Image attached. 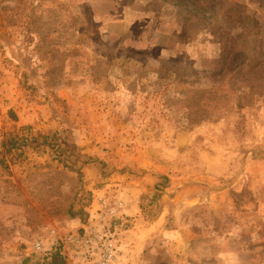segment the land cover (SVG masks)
I'll use <instances>...</instances> for the list:
<instances>
[{
	"label": "rangeland",
	"instance_id": "1",
	"mask_svg": "<svg viewBox=\"0 0 264 264\" xmlns=\"http://www.w3.org/2000/svg\"><path fill=\"white\" fill-rule=\"evenodd\" d=\"M122 22L116 59L101 32ZM0 111V264H46L34 240L114 211L127 184L137 229L104 228L117 264L125 240L133 264H264V0H0Z\"/></svg>",
	"mask_w": 264,
	"mask_h": 264
},
{
	"label": "built area",
	"instance_id": "2",
	"mask_svg": "<svg viewBox=\"0 0 264 264\" xmlns=\"http://www.w3.org/2000/svg\"><path fill=\"white\" fill-rule=\"evenodd\" d=\"M4 119L0 111V132L4 128ZM99 203L102 212L100 219L115 215L112 208L106 207L108 204L105 199H100ZM47 234L51 239V245H47L43 240H34L31 244L34 252L46 256L52 245L57 244L65 264H117L119 260L120 247L111 231L98 229L91 222L84 225L82 230L68 231L61 235L56 229L51 228Z\"/></svg>",
	"mask_w": 264,
	"mask_h": 264
},
{
	"label": "crops",
	"instance_id": "3",
	"mask_svg": "<svg viewBox=\"0 0 264 264\" xmlns=\"http://www.w3.org/2000/svg\"><path fill=\"white\" fill-rule=\"evenodd\" d=\"M117 25H120V26H117ZM110 26H108L107 28H103V31L101 33L105 34V36L109 37V35H111V39H113V36H117V38L120 39V41L117 42V45H114V52L112 51V53L110 54V56H113V58H116V55L117 52H119L120 50H123L125 48H128L126 43H123V40L125 39V37L127 36L125 33L126 31V28H127V24L122 22V23H112L111 24V28H109ZM113 27V28H112ZM118 30H117V29ZM112 29V30H111ZM125 29V30H124ZM121 36V37H119ZM117 59V58H116ZM153 62L154 61H158L156 59L152 60ZM120 65V64H119ZM114 66V64H112L109 68V72H106V79H107V82L110 83L111 86H113L116 91L118 90H121V93L123 94L122 97L124 96H129L127 93L124 92L123 88H127V85L125 86L124 83L121 81V78L119 79L116 74H117V71L119 70L120 71V74L122 75V77L124 76L122 73H123V70H122V67L121 66ZM115 68V69H114ZM114 69V70H113ZM158 66L155 68L154 71L158 72ZM117 70V71H116ZM120 77V76H119ZM123 80V79H122ZM90 89H80L79 92H82L84 94L86 93H91L90 96H91V101L93 100L95 103H98L99 99H98V95L95 91H93V89H91L94 85L93 83L90 84ZM70 85H65L64 83H59L57 85V95L61 98H65V97H68V98H72V97H75V93L78 91L77 89H71V87H69ZM51 91H53L51 88H50ZM47 95L48 92H47ZM77 95V94H76ZM81 95V94H80ZM88 95V94H87ZM57 96V97H58ZM118 99L116 98V96L114 97V94L111 92V95L109 94V99L108 101L111 102V103H115L116 104V101ZM117 111H115L114 115H117L118 114L116 113ZM30 121V120H29ZM12 123H15L16 125L18 124V126L16 127H19V123L16 122V121H11ZM27 121L26 120H22L21 123H26ZM30 123V122H29ZM11 124V123H10ZM7 128V127H6ZM11 130L13 131L14 130V127L11 128ZM77 131V129L75 130ZM2 138L0 137V158L3 157L4 155V151H5V141L4 140H1ZM5 157V156H4ZM87 166H90V165H87ZM86 170L88 169H91V167H88V168H85ZM147 175H149V173H145L143 175V177H141L140 179V185L143 186L144 184H149V183H152L153 182V178H149L147 177ZM133 181L132 180H127L126 183H132ZM115 184H118L121 188V186L123 185V183L119 184V183H114ZM109 184H106V187L108 186ZM105 189V188H104ZM103 190V189H102ZM124 190H128V191H131L130 192V195L127 197V198H123L124 200H119L117 201V208L115 207L114 211H115V215L118 219H121V220H110L108 222V220L104 221V220H98L99 216L101 215V206H100V213L97 214L96 217L98 218H95L97 221H91V224L95 225L98 229H104V228H107V226L111 227V225L113 224V227L119 224H123L124 222H126V225L128 223H130L128 226H130L129 228L131 229H126L124 231V233H126L127 237L130 238L131 237V231L134 230L135 228L137 229L138 225H137V222L136 223H132V216H134L136 214V203L134 202V199L135 197L137 196V192L139 191V187H137L136 185H132V184H127V186L124 187ZM122 192L120 191L119 194H121ZM118 194V195H119ZM118 195H116V197H118ZM119 198V197H118ZM120 199V198H119ZM108 208H110L108 205L106 206ZM126 219V220H125ZM136 219V218H134ZM115 221V222H114ZM112 223V224H111ZM134 224V225H133ZM135 231V230H134ZM126 241L128 240H125V243L123 244V247L125 248V250L122 248V250H124V254L126 256H128V260L130 262V264H133L135 262L134 258H133V255L132 253L129 254V251H131V246L129 245V243H127ZM122 245V244H121ZM120 247V246H119ZM121 248V247H120Z\"/></svg>",
	"mask_w": 264,
	"mask_h": 264
},
{
	"label": "trees",
	"instance_id": "4",
	"mask_svg": "<svg viewBox=\"0 0 264 264\" xmlns=\"http://www.w3.org/2000/svg\"><path fill=\"white\" fill-rule=\"evenodd\" d=\"M10 146L13 147L14 139L10 138ZM77 212H69V215L75 216ZM44 258L47 260L46 264H64V260L59 254V247L57 244L53 245V248L50 250V252L44 256Z\"/></svg>",
	"mask_w": 264,
	"mask_h": 264
}]
</instances>
